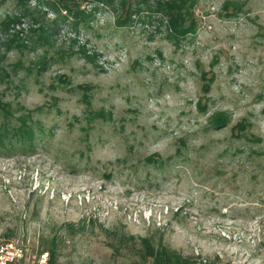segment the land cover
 <instances>
[{
	"label": "rangeland",
	"instance_id": "1",
	"mask_svg": "<svg viewBox=\"0 0 264 264\" xmlns=\"http://www.w3.org/2000/svg\"><path fill=\"white\" fill-rule=\"evenodd\" d=\"M157 1L0 32V240L56 264H147L144 238L264 264V0H196L184 37Z\"/></svg>",
	"mask_w": 264,
	"mask_h": 264
},
{
	"label": "trees",
	"instance_id": "2",
	"mask_svg": "<svg viewBox=\"0 0 264 264\" xmlns=\"http://www.w3.org/2000/svg\"><path fill=\"white\" fill-rule=\"evenodd\" d=\"M7 0H0V3H5ZM15 1L17 14L1 22L0 32L9 31L10 26L16 27L21 25L24 19H29L33 23H39L40 40L48 41L47 32L50 31L49 26L43 25V16L46 11H50L58 17L61 13L63 23L74 31H78L79 27L90 23L96 13L102 8L115 9L120 7L126 13L129 11L127 0H13ZM147 0H145L146 2ZM196 0H158L155 4L156 11L159 12L166 21V31L172 37H184L192 33L193 25V10ZM85 6L87 8H85ZM54 23V22H53ZM22 125L24 121H21ZM15 132V138L22 141H32L34 139L33 130L28 128H18ZM12 137V136H11ZM6 138L0 136V141H5ZM143 244L145 259L147 264H221L218 262H200L197 263L190 258L183 257L179 252L172 250L158 242L154 244L150 239H141ZM44 252L50 255V261L56 264V250L54 244L51 247H45Z\"/></svg>",
	"mask_w": 264,
	"mask_h": 264
},
{
	"label": "built area",
	"instance_id": "3",
	"mask_svg": "<svg viewBox=\"0 0 264 264\" xmlns=\"http://www.w3.org/2000/svg\"><path fill=\"white\" fill-rule=\"evenodd\" d=\"M0 264H55L48 252L29 255L26 248L16 240H0Z\"/></svg>",
	"mask_w": 264,
	"mask_h": 264
}]
</instances>
